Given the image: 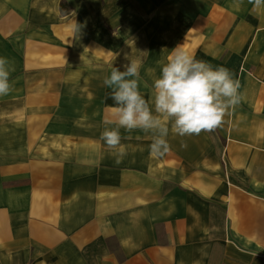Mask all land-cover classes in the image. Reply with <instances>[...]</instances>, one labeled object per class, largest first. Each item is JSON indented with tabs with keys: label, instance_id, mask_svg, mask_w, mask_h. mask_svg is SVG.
Instances as JSON below:
<instances>
[{
	"label": "crops",
	"instance_id": "obj_1",
	"mask_svg": "<svg viewBox=\"0 0 264 264\" xmlns=\"http://www.w3.org/2000/svg\"><path fill=\"white\" fill-rule=\"evenodd\" d=\"M139 1L0 0V57L14 68L2 112L20 118L24 143L49 130L51 145L32 168L0 169V264H264V8L210 0L204 11L206 0H172L164 31L179 35L171 48L226 63L242 99L211 132L170 130V150L157 157L161 190L140 188L132 168L115 167L112 184L80 163L116 161L117 149L101 139L117 119L103 81L122 64L124 46L139 64L148 39L139 34L150 32L139 17L152 12ZM123 35L131 45L120 44ZM140 91L151 95L148 85ZM140 132L121 129V161L137 160L140 143L151 144Z\"/></svg>",
	"mask_w": 264,
	"mask_h": 264
},
{
	"label": "clouds",
	"instance_id": "obj_2",
	"mask_svg": "<svg viewBox=\"0 0 264 264\" xmlns=\"http://www.w3.org/2000/svg\"><path fill=\"white\" fill-rule=\"evenodd\" d=\"M248 2L254 8H264V0ZM139 70L140 65L132 60L121 67H111L103 81L111 89L117 119L115 126L104 128L101 139L109 149H117L116 163L126 155L121 129L150 133V154L160 157L170 150V130L181 137L211 132L222 125L227 110L242 99L240 81L230 69L196 59L182 45L173 48L167 62L161 65L153 81L151 103L140 91ZM12 71L9 59L0 57V96L12 90Z\"/></svg>",
	"mask_w": 264,
	"mask_h": 264
},
{
	"label": "rangeland",
	"instance_id": "obj_3",
	"mask_svg": "<svg viewBox=\"0 0 264 264\" xmlns=\"http://www.w3.org/2000/svg\"><path fill=\"white\" fill-rule=\"evenodd\" d=\"M214 3V2H213ZM221 1L219 2V4ZM174 5V2L172 0H142L139 1V7L140 10H145L149 8L152 12H150V15L147 16V14H144V16L139 17V25L140 27H144V29L149 26L150 32H140L139 37H148V39H145V41L142 43L140 41V47L138 49V60L140 65V78L143 77V70H149L150 73V80H144L140 81V90H143L146 92L147 85L150 90V96L146 95L147 93H144V97L146 100H148L150 103L152 101L153 97V81L155 78H157L160 74L161 65L164 64V61L167 60V57L171 54V51L173 48H171V45L173 42H176L175 39L178 38V33L176 34H169L168 29L164 31L165 28H168L169 21H171L173 18L167 17V10L172 9ZM204 5V11L207 10L205 8H210L211 1L206 0L203 1ZM128 8L130 7V2L126 5ZM125 8V6H124ZM65 9H68L65 8ZM154 10V11H153ZM129 19V18H128ZM167 23V24H166ZM210 36L209 32H204L203 39L204 41L207 40ZM126 40H128L126 35H123V41L120 44L125 45ZM128 45H131L129 43V40L127 41ZM122 50L118 49L116 50V53L119 54ZM134 50H131L130 46L123 47L122 56L120 59H122V64L117 67H121L122 65L128 63L129 61L135 59L134 58ZM132 55V57H131ZM204 59L209 56H206V52L204 50L203 52ZM119 57H117L118 59ZM207 62L209 63V60L207 59ZM226 67V63L219 64ZM4 112H2V98H0V169H27L32 168L30 165L31 161H34L40 157H47L50 156V141H49V130H39L37 134L32 136L31 138H28V142L24 143V139L21 136L22 130L19 129V122L20 118L16 117L14 114H11V118H8ZM40 120V117H38ZM8 120V121H6ZM26 120L30 122V124H33L35 121L34 115H28ZM11 121V122H9ZM49 123V122H47ZM140 134L146 136L152 137L150 133H144L140 132ZM144 141H146V138H144ZM152 141V139H150ZM140 142H142V139H140ZM150 144H143L140 143L139 145V158L135 161H121L120 163H116L114 160H107L102 162H80L81 164H85L90 166L94 171H96V175L98 176V179H100L103 183L105 181L107 183H112L114 181V172L113 170L115 167H121L124 169H130L137 170L138 172V184L140 185V188H148V187H155V189L162 188L165 183L163 182L161 171L164 165V162L162 160H148L146 159V155L141 152L142 149H149ZM150 151V150H149ZM161 157V156H160ZM169 166H172V168H175V165L179 164L176 162H170L167 163ZM102 167H106L107 169H104ZM173 172H177V170H172ZM154 173V175H153ZM107 175L104 179L105 181L100 177V175ZM154 177V179H153ZM12 179H19V178H12ZM1 192V190H0ZM157 195V193H156ZM157 221V220H156ZM162 225V224H160ZM156 225V226H160ZM163 226V225H162ZM177 227L175 225L170 226V234L171 237L178 234ZM159 241L160 244H162V237L163 234V228H159Z\"/></svg>",
	"mask_w": 264,
	"mask_h": 264
}]
</instances>
